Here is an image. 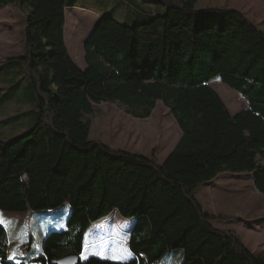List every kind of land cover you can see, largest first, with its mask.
<instances>
[{
    "label": "trees",
    "instance_id": "obj_1",
    "mask_svg": "<svg viewBox=\"0 0 264 264\" xmlns=\"http://www.w3.org/2000/svg\"><path fill=\"white\" fill-rule=\"evenodd\" d=\"M66 1L0 0V7L28 9L25 53L16 61L36 108L31 128L0 141V211L70 210L64 229L45 236L40 255L17 262L7 257L0 224V264L79 256L85 231L112 212L133 221V259L79 264H157L169 251L183 253L181 264H264L234 234L215 230L194 197L220 173H254L264 220V34L231 9L147 0L162 3L164 14L132 27L100 20L85 42L81 71L64 45ZM216 78L246 100L245 110L228 113L208 86ZM157 101L182 132L162 164L88 140L90 103H118L144 119Z\"/></svg>",
    "mask_w": 264,
    "mask_h": 264
},
{
    "label": "rangeland",
    "instance_id": "obj_2",
    "mask_svg": "<svg viewBox=\"0 0 264 264\" xmlns=\"http://www.w3.org/2000/svg\"><path fill=\"white\" fill-rule=\"evenodd\" d=\"M150 5L145 9L140 2L137 8L131 6L128 0H67L64 8L67 24L63 37L70 60L84 71V45L95 25L110 18L122 26L132 27L148 22L152 16L164 14L162 3ZM195 9L237 11L264 34V0H196ZM143 10L149 13L148 17L137 16L136 13L141 14ZM27 13L25 4L0 7V141L3 143L11 142L34 124L36 108L30 100L32 91L28 77L24 66L16 61L25 53ZM208 86L231 116L247 108L246 100L218 78L210 81ZM90 108V113L83 117L89 123V141L99 142L112 151L144 157L157 165L163 163L182 136L169 109L160 101L144 119L132 117L118 103H90ZM254 178V173H220L197 188L194 197L215 230L234 234L251 254L258 257L264 256L263 198L254 187ZM69 212L65 205L37 212L0 211V218L11 222L7 226L1 224L7 237L8 259L15 261L17 257L40 255L45 236L51 231L63 230ZM110 221H114L120 230ZM132 223V220L122 219L117 212H112L101 225L92 224L83 235L79 259L95 258L94 254L90 257V253L95 252L111 261L115 259L112 262L132 260L134 255L128 248ZM22 235L24 243L19 239ZM28 241L31 242L30 248H21ZM182 260V252L169 251L157 264H181Z\"/></svg>",
    "mask_w": 264,
    "mask_h": 264
},
{
    "label": "crops",
    "instance_id": "obj_3",
    "mask_svg": "<svg viewBox=\"0 0 264 264\" xmlns=\"http://www.w3.org/2000/svg\"><path fill=\"white\" fill-rule=\"evenodd\" d=\"M129 1V4L131 5V6H133V7H138V2H140L144 7H145V9H147V6L149 5V6H151L150 4H148L146 1H144V0H128ZM137 14V16L139 15V16H148V14L149 13H147V11H145V10H143L142 11V13L140 14V13H136ZM247 228H249V226L247 227ZM250 229H252V230H254L253 228H251L250 227ZM248 230V229H247ZM129 231V230H128ZM99 241V240H98ZM97 241V242H98ZM94 254V256L95 257H97V258H99V259H102V260H109V259H107V258H105V257H101V255L99 254V253H96L95 254V252H93V253H90V257H91V255H93ZM22 259V257L21 258H16V260L14 261V262H17V261H19V260H21ZM83 261H86V260H83ZM109 261H111V260H109ZM112 261H115V259H112Z\"/></svg>",
    "mask_w": 264,
    "mask_h": 264
},
{
    "label": "water",
    "instance_id": "obj_4",
    "mask_svg": "<svg viewBox=\"0 0 264 264\" xmlns=\"http://www.w3.org/2000/svg\"><path fill=\"white\" fill-rule=\"evenodd\" d=\"M97 24L92 29L91 33L94 31ZM91 33H90V35H91ZM79 262H80L79 256L74 255V254H68V255L62 256L58 260L53 261L52 264H79Z\"/></svg>",
    "mask_w": 264,
    "mask_h": 264
},
{
    "label": "bare ground",
    "instance_id": "obj_5",
    "mask_svg": "<svg viewBox=\"0 0 264 264\" xmlns=\"http://www.w3.org/2000/svg\"><path fill=\"white\" fill-rule=\"evenodd\" d=\"M109 217V216H108ZM108 217H106V218H104V219H102V220H100V221H98V222H96V223H93V225H101L102 223H103V221L105 220V219H107ZM129 221V220H128ZM110 224L112 225V224H115V226H116V228L118 229V230H120V227L116 224V223H114V221H110ZM116 241V240H115ZM118 241V240H117Z\"/></svg>",
    "mask_w": 264,
    "mask_h": 264
},
{
    "label": "snow or ice",
    "instance_id": "obj_6",
    "mask_svg": "<svg viewBox=\"0 0 264 264\" xmlns=\"http://www.w3.org/2000/svg\"><path fill=\"white\" fill-rule=\"evenodd\" d=\"M10 223H11V222L4 221L3 218H0V224H4V225L7 226V225L10 224ZM19 239H20L21 243L26 242V241L24 240L23 235H22L21 237H19Z\"/></svg>",
    "mask_w": 264,
    "mask_h": 264
}]
</instances>
